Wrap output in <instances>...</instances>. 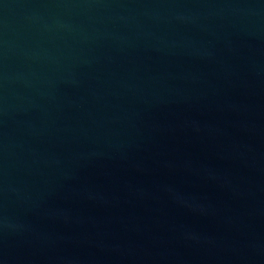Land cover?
Returning a JSON list of instances; mask_svg holds the SVG:
<instances>
[{
	"label": "water",
	"instance_id": "95a60500",
	"mask_svg": "<svg viewBox=\"0 0 264 264\" xmlns=\"http://www.w3.org/2000/svg\"><path fill=\"white\" fill-rule=\"evenodd\" d=\"M0 264H264V0H0Z\"/></svg>",
	"mask_w": 264,
	"mask_h": 264
}]
</instances>
